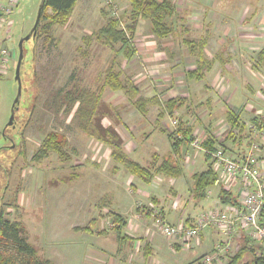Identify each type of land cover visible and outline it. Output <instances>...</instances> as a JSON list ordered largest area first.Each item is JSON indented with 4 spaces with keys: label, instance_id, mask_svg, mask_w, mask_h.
<instances>
[{
    "label": "rangeland",
    "instance_id": "374dc122",
    "mask_svg": "<svg viewBox=\"0 0 264 264\" xmlns=\"http://www.w3.org/2000/svg\"><path fill=\"white\" fill-rule=\"evenodd\" d=\"M173 1L184 26L192 28L184 37L198 38L205 24L210 22L211 42L207 51L212 53L218 46L228 43L230 50L238 54L239 58L235 60L239 64L235 66L240 71L245 69V75L237 84L252 83L251 93L256 108L253 117L262 119L264 65L257 63V54L264 48V0ZM40 2L17 0L12 11L3 16L5 45L13 53L7 67L0 72V210L5 219L19 221L22 234L35 248L39 258L48 259L53 264H83L82 247L74 243L83 234L74 227L91 225L97 228L104 222V229H111L113 224L110 211L107 212L110 208L105 205L108 195L112 197L110 194L105 196V190L110 189L105 177L111 173L109 148L102 141H97L92 126L118 128L131 137L133 133L129 127L132 124L138 126L141 122L136 119L134 104L138 95L129 97L124 91L103 87L106 70L112 67L119 71L121 80L126 83L141 72L142 53H155L152 55L156 56L163 48L170 51L172 47L183 63L187 54L184 53L185 47L175 41L176 35L158 38L152 33L150 21L142 20L136 25V34L130 41L136 54L134 59L126 61L119 52V43L104 45L94 40L91 34L104 25L107 16L119 17L123 27L127 22L128 2L80 0L69 24L53 26L45 31L41 26L46 20L42 19L38 35L22 41L18 95L14 76L18 44L33 27ZM253 13L256 15L248 20ZM45 14L49 15L50 10L47 9ZM181 22L178 18L167 19L171 26H179ZM88 36L92 37L91 40L85 41L84 37ZM141 46L144 49L137 51ZM225 83L226 79L221 77V89ZM81 91L86 93L85 97L80 95ZM16 98L18 100L14 104ZM241 101L231 104L237 106ZM151 109L154 112H150L156 116L159 108ZM205 109L195 108L193 114L177 111L173 117L195 128L193 137L201 142L209 134L216 135L217 141L223 142V147L233 155L240 156L255 142L259 144L257 153L264 161V131L251 124V115L242 116L248 129L242 135L244 141L241 144L225 138L228 126L223 109L215 110L210 118H206ZM12 115V124L8 125ZM146 123L142 130L148 129L152 120ZM51 132L64 136L65 155L48 152L39 160L32 159L44 137ZM136 132L134 130V134ZM134 140L139 141L140 137ZM187 151L191 154L199 152L197 160L204 166L205 160L209 162V158L204 160L202 157L203 150L190 146ZM108 235L113 237L115 231H109ZM242 241V235L234 237L228 257L235 253ZM249 242L254 246L257 244L251 239ZM200 252L190 251L193 256ZM227 258L223 257L220 263L224 264ZM248 258V254L244 255L240 263Z\"/></svg>",
    "mask_w": 264,
    "mask_h": 264
},
{
    "label": "crops",
    "instance_id": "0c3cea01",
    "mask_svg": "<svg viewBox=\"0 0 264 264\" xmlns=\"http://www.w3.org/2000/svg\"><path fill=\"white\" fill-rule=\"evenodd\" d=\"M79 1H75L71 15L76 12ZM171 1L174 4V1ZM175 10L176 15L171 18H178L182 22L179 26L173 24V32L164 38L176 35L178 39L177 35L181 36L178 40L175 38V41L185 47L184 53L186 52L187 57L184 59V63L172 47L170 51L163 48L161 52L156 53V56L152 55L155 53H142L140 60L141 72H137L132 81H129L137 89L136 94L132 97L138 95L135 100L141 99L144 101V112L139 111L135 106L137 115L141 117L137 116L136 119L141 122L138 126L132 124L129 127L130 132L133 133L131 137H127L126 134L115 128L122 140L120 147L123 153L129 160L148 169L150 178L145 180L131 173L122 164L114 162L110 155L111 147L104 143L109 148L108 159L112 163L111 173L108 177L105 176L110 189H104L107 192L105 196L110 194L112 197L109 198L108 195L105 205L110 208H106L107 212L110 211L109 213L121 217L124 226H122V237L120 236V238L113 228L104 229V222L97 228L91 227V225L74 227V230L83 234L81 239L76 238L74 242L79 248L82 247L83 264H197L203 254L210 251L214 245L225 238L216 228L209 227L203 230L198 238L193 239L190 245L186 247L181 245L179 241L170 239L153 224L152 213L156 211L170 224L181 220L184 224L189 225L200 213L223 206L218 196L221 188L232 191L234 195H236L238 189L237 184L228 186L224 182H216L206 189L205 196L202 199L195 197L192 176L207 168L208 162L205 160L207 154L202 151V157H204L206 163L204 166L201 161L197 160L199 152L191 154L187 151V148L191 146L189 145L190 142L184 141L178 147L172 146L169 118L174 114L171 115L166 110L165 104L168 100H176V105H179L174 113L188 111L193 114L195 108L204 107L207 110L206 118H210L215 110L223 109L228 131L230 129L227 121L229 110L238 116L239 122L245 124L244 132L247 131L248 125L246 124L247 121L242 119V116L251 115L249 121L253 118L259 120L258 117H253L256 108L251 93L252 83H246L244 86L237 84L242 80L241 76L245 75L243 72L245 69L240 71L235 66L239 64L235 60V58H239L238 54L230 50L228 43L218 46L212 53L207 51V45L211 42L210 26L212 25L210 22L204 23L206 27L198 38L194 36L191 38L184 37L186 33L191 32L192 28L189 25L184 26V20L177 14L176 6ZM254 13L251 14L248 20L256 15ZM142 20L147 19H140L139 21ZM135 31H137L136 28ZM201 38L206 39L202 47V56L210 61V66L203 69L201 79L189 78L186 76V72L195 69L197 55L189 50L188 45L183 40L198 41ZM143 47L141 46V50L138 49L137 51H142ZM167 48L169 47L167 46ZM119 52L128 61L134 59L136 49L131 57L124 56L122 49H119ZM257 57V63L264 65L263 47L259 50ZM256 67L255 64L254 68ZM221 77L226 79L222 89L220 88ZM240 100L242 101L239 104L237 103V106L231 104V102L235 103V101ZM151 107L159 108L156 116L151 113L154 112ZM146 117L147 119H145ZM150 120H152V124L148 129L142 130L145 126L144 123L149 124ZM185 126H187L186 123ZM194 129L192 128L193 135L195 134ZM134 130L137 131L135 134ZM238 130L236 128L232 132L239 136ZM259 131H264V128ZM137 136L140 137L139 141L134 140ZM206 137L214 140L215 145L224 144L217 141L216 135L209 134ZM227 137L226 134L225 138L228 139ZM242 139H244L243 136ZM236 140L239 143L238 139ZM242 142L240 143L242 144ZM164 161L179 166V175L171 176L164 171H160L159 167ZM111 226L113 227V224ZM109 231H115V235L110 237L108 235ZM233 241L234 239L231 242V249ZM194 250L201 252L193 256L190 251L193 252ZM187 257H191V259H187Z\"/></svg>",
    "mask_w": 264,
    "mask_h": 264
},
{
    "label": "trees",
    "instance_id": "16d2710c",
    "mask_svg": "<svg viewBox=\"0 0 264 264\" xmlns=\"http://www.w3.org/2000/svg\"><path fill=\"white\" fill-rule=\"evenodd\" d=\"M75 1L76 0H43L40 18L34 36H37L39 33L38 30L42 19L46 20V23L41 26L45 31H49L53 26H64L67 24L75 5ZM126 1L129 4V11L126 14L127 22L125 25L123 27L121 26L122 22L119 17L107 16L104 25L91 34L94 40L109 46L119 43L124 56L131 57L135 50L131 46L130 41L133 37L137 22L140 19H147L150 21L152 33L158 38L167 37L173 32V27L167 23L168 18L176 15L175 6L171 0ZM47 9L50 10L49 15L45 14ZM102 13L106 16L104 12ZM91 38L89 36L84 37V40L88 41L91 40ZM205 41V38H201L198 41L183 40V42L188 45L189 50L197 55L195 69L186 72V76L189 78L201 79L203 77V69L209 68L210 66V61L202 56V47L205 44ZM103 87H108L114 91L123 90L129 96H134L137 92L136 87L128 81L124 83L120 79V72L115 71L112 67H109L106 70ZM80 95L85 97L86 93L81 91ZM176 103V100L170 99L165 104L166 110L169 114H174V111L179 106L176 105ZM134 104L139 111L144 112V101L137 99L134 101ZM227 121L230 125L227 138L233 139L234 141L238 139V142L240 143L242 140L241 135L245 130V124L239 122L238 116L230 110L227 112ZM250 122L257 130L264 128L263 120L253 118ZM236 128L239 129V136L232 132V130ZM92 130L94 131L97 140L107 143L111 147L110 155L114 162L122 164L131 173L136 174L145 180L150 178L148 169L129 160L123 153L120 147L121 141L114 129L104 128L94 124ZM179 131L182 134V138L175 139L170 134L173 147H178V145L184 141L188 143L194 138L192 128L190 126H185L181 119H179ZM65 144L66 140L63 135L56 132L48 133L42 140L39 148L32 155V159L39 160L47 156L48 152H55L60 156H64L65 151L63 150V147ZM201 145L207 150H212L216 146L215 141L210 137H206L201 142ZM206 157L208 158L207 155ZM159 170L164 171L171 176H178L180 173V167L173 165L168 161H164L159 167ZM192 180L195 197L202 199L205 196L206 189L214 185L218 181V178L216 172L208 162L207 168L202 172L193 174ZM218 196L222 205L237 204L236 196L230 190L221 188ZM109 215L113 219L112 228L117 232V235H119L120 238L124 221L114 213H109ZM240 232L243 241L235 253L227 258L224 264H240V259L246 254L249 256L248 260L250 264H264V258L256 255V251L263 248L262 245L254 246L249 242V237L243 231L240 230ZM0 264H53L50 260L41 259L37 256L35 248L22 234V228L19 221L5 219L2 210H0Z\"/></svg>",
    "mask_w": 264,
    "mask_h": 264
},
{
    "label": "built area",
    "instance_id": "2783aa9c",
    "mask_svg": "<svg viewBox=\"0 0 264 264\" xmlns=\"http://www.w3.org/2000/svg\"><path fill=\"white\" fill-rule=\"evenodd\" d=\"M16 1L0 0V72L7 67L13 53L5 45L3 16L12 11ZM260 118L262 119L259 120L264 121V114ZM170 132L173 138H182L179 120L173 116ZM190 145L207 154L209 163L217 174V182H224L228 186L238 185L235 195L237 204L223 205L202 212L189 225L181 220L170 224L155 211L152 213L154 226L170 239L179 241L186 247L206 228L214 227L223 234L225 238L203 254L197 264H221V259L228 257L232 239L241 235L240 230L249 239L257 242L256 245H262L263 248L258 249L256 255L264 258V161L257 153L259 144L251 143L240 156L228 152L222 144L207 150L197 138H193Z\"/></svg>",
    "mask_w": 264,
    "mask_h": 264
},
{
    "label": "water",
    "instance_id": "95a60500",
    "mask_svg": "<svg viewBox=\"0 0 264 264\" xmlns=\"http://www.w3.org/2000/svg\"><path fill=\"white\" fill-rule=\"evenodd\" d=\"M42 6H43V0H41V2H40L38 15H37V18H36V21H35L33 27L31 28L29 33L24 38L20 39L19 44H18V57H17V62H16V66H15V73H14L15 80L17 81V84H18V95L20 94V87H21L19 70H20L21 60H22V57H23V54H22V41L23 40H27L30 37H34V35L36 33V28H37V25H38V22H39ZM17 100H18V98L15 99L14 104L17 102ZM12 121H13V115L10 117L8 125L12 124ZM240 264H250V262H249V260H245V261L241 262Z\"/></svg>",
    "mask_w": 264,
    "mask_h": 264
}]
</instances>
